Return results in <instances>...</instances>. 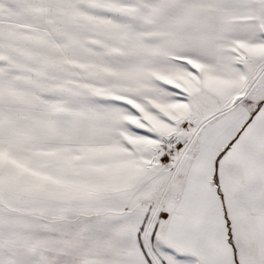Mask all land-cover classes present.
<instances>
[{
	"label": "snow or ice",
	"instance_id": "obj_1",
	"mask_svg": "<svg viewBox=\"0 0 264 264\" xmlns=\"http://www.w3.org/2000/svg\"><path fill=\"white\" fill-rule=\"evenodd\" d=\"M0 264H264V0H0Z\"/></svg>",
	"mask_w": 264,
	"mask_h": 264
}]
</instances>
